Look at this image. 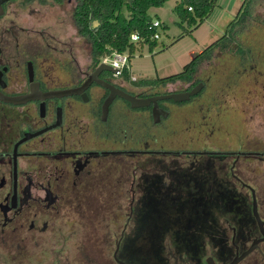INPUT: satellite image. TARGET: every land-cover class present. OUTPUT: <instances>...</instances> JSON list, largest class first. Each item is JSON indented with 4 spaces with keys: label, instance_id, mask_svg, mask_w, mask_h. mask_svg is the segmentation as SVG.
<instances>
[{
    "label": "flooded vegetation",
    "instance_id": "af4514ba",
    "mask_svg": "<svg viewBox=\"0 0 264 264\" xmlns=\"http://www.w3.org/2000/svg\"><path fill=\"white\" fill-rule=\"evenodd\" d=\"M68 1L74 5L68 19L64 20L49 17L46 12L60 7L65 0L61 3L0 0V250L11 253L0 254L4 261L9 264H82L78 259H60L64 252L81 250L77 242L72 245L60 242L64 235L58 219L63 218V209L71 211L66 213L78 214L79 208L88 203L119 202L124 204L119 209L81 212L84 216L92 213L102 219L125 217L126 225L114 240L115 244L112 229L105 228L101 233L108 251L114 245L108 263H141L144 235L134 239L135 233L126 232L127 225L136 205L147 199V187L155 191L170 189L167 186L175 180L168 172L177 166L188 170L186 186L192 198L205 200V192L210 187L214 193H224L225 185L233 189L238 185L249 191L251 199L236 189L237 196L234 194L232 199L240 202L242 195L251 203L252 211L253 192L256 198L252 176L246 179L244 169L238 166L251 162L253 155H264V151L252 150L251 141L244 143L247 148L237 151L176 150L163 147L160 136L164 138V134L156 130L170 119L174 111L171 103L179 108L192 104L206 89V83L199 79L183 89L167 92L158 88L182 81L138 86L141 91L128 90L125 86L129 82L137 86L138 79L126 80L122 74L115 76L108 63H95L90 42L80 34L74 20L77 2ZM82 40L84 57H81ZM100 64L104 66L97 71ZM200 82L203 88L188 100H158V108L167 115L161 114L157 122L153 119L152 102L131 107L130 102L117 93L148 98L187 92ZM111 94L115 95L106 107ZM170 130L169 139L174 132ZM177 156L189 161L178 162ZM230 157L233 160L227 172L218 167V173L214 168L216 161L224 165L222 160ZM166 192H174V189ZM256 203L264 222V215L261 216L264 210L258 207L264 208L257 198ZM214 230L227 235L214 237L215 240L227 239L226 244L210 242L207 236L201 237L200 243L177 245L171 242L176 253L174 263L208 264L207 259L211 257L214 264H228L259 240L236 264H264L263 233L253 211L252 227L221 226ZM79 234L78 230H73L68 235L73 238ZM50 236L52 242H48ZM155 247L156 262H159L160 250L165 249V245L158 243ZM177 247H184L188 252L179 255ZM193 249L198 250L196 256L190 252ZM82 262L92 264L89 259Z\"/></svg>",
    "mask_w": 264,
    "mask_h": 264
},
{
    "label": "rangeland",
    "instance_id": "374dc122",
    "mask_svg": "<svg viewBox=\"0 0 264 264\" xmlns=\"http://www.w3.org/2000/svg\"><path fill=\"white\" fill-rule=\"evenodd\" d=\"M176 1L169 0L162 7L152 8L149 11L152 17H159L163 24V27L158 30L160 38L156 40V46L152 50L148 46H144L128 58L126 68L130 76L140 80L141 78H162L179 73L197 53L222 37L230 22L239 13L245 0H217L211 13L196 27H189L186 23L180 22L173 11ZM256 1L264 3V0ZM73 5V2L69 3L68 0H65L60 7L48 9L46 15L52 18L58 16L67 20ZM258 12H264V8H259ZM242 28L240 25L237 26L235 29L237 34ZM258 29L254 27L250 32L245 31L238 39H241V43L252 41V37L258 33L264 34V28L261 31ZM234 45H222L221 48L214 50L213 56L209 60L200 64L195 79L205 82L206 89L196 98L195 102L182 108L170 104L174 110L170 119L156 127L159 133L164 134V138L160 136V140L164 142L163 147H173L176 150L206 148L217 151H237L239 148H247L248 145L244 143L251 141L252 150L264 151V54L258 55V61L253 62L254 67H252V62L251 66H241L238 54L235 55L233 51ZM84 54L85 47L82 40L81 57H84ZM188 85L187 82H176L158 89L167 92L180 90ZM125 87L134 92L141 91L132 82H129ZM170 129L174 132H170L171 138L169 139L168 130ZM198 132L201 134L199 135ZM218 137H224V139H218ZM185 160L188 159L181 158V156H177L176 159L182 163ZM232 160L233 157L222 160L227 163L224 165L216 161L217 167L214 166V168L220 167L221 170L227 172ZM241 167L244 169L246 179L252 176V187L255 190L257 202L264 208V155H253L252 161L243 162L238 166V168ZM217 171L220 173L219 169ZM234 188L251 199L249 191L245 188L238 185H235ZM108 204L110 203H88L87 206L79 208L78 214L66 213L71 211L68 208L63 209V218L58 219L61 224L59 228L61 227L64 235L60 242H65L66 245L77 242L76 246H81V250L64 252V256H61L60 259H78L82 264H85L82 262L83 260L89 259L92 264H109L107 259L111 258L114 245L112 244V249L108 251L103 245L101 233H104L105 228L112 229L114 232L112 240L115 244L114 240L118 237L124 224L126 225L127 219L125 217L102 219L95 217L92 213L84 216L81 212L84 210H115V208L119 209L123 203L115 202L110 206ZM258 208L261 211L264 210L260 206ZM263 215L264 211L261 216ZM227 227L230 226L227 225ZM133 228V218H130L126 232L134 234L136 229ZM73 230H78L80 234L71 238V235L68 234ZM48 242H52L51 236ZM163 243L165 249L161 253L167 263L170 261V264H173L176 253L171 247V238L166 237ZM147 244L144 240V253L147 250ZM0 254L11 253L9 250H0ZM0 259H2L0 264H9L4 261L1 255ZM148 264L157 263L154 259H150Z\"/></svg>",
    "mask_w": 264,
    "mask_h": 264
},
{
    "label": "trees",
    "instance_id": "16d2710c",
    "mask_svg": "<svg viewBox=\"0 0 264 264\" xmlns=\"http://www.w3.org/2000/svg\"><path fill=\"white\" fill-rule=\"evenodd\" d=\"M58 3L63 0H55ZM169 0H76L77 5L74 9V20L80 34L90 42V51L95 63L101 57L110 55L114 51L127 52L129 57L134 55L137 50L148 46L153 49L156 40L151 39L153 34L149 26L154 18L149 13L152 8H160ZM217 0H177L173 8L174 13L180 22L186 23L189 27H196L204 21L216 5ZM264 3H257L256 0H245L232 20L226 32L218 40L197 53L189 63L185 64L179 73L157 78H141L135 81L137 86H157L167 83L182 81L194 84L199 79H195L200 64L209 60L216 49L222 45L235 44L233 51L238 54L240 65L254 67L253 62L258 61L257 57L264 54V34L255 35L252 41L242 42L241 37L245 31L252 28H264V12H258ZM191 9H188V8ZM93 20L98 24L92 28ZM242 26V30L237 34L235 29ZM161 27L163 24L161 22ZM137 33L140 39L132 42L130 36ZM249 38V36H247ZM243 55V56H242ZM126 80L131 76L127 68L122 72ZM169 176L175 180L167 186L174 192H166L146 188L147 199L136 205L133 214L135 230L134 239L137 235L142 237L151 246H147L143 261L139 264H148V260L154 259L156 262V247L158 243H163L166 237L171 238L174 244H186L199 242L201 237H208L210 242H222L226 244L227 239L215 240L216 236L226 237L225 233H218L214 229L221 226L227 227H252L251 203L244 200L240 195V202L232 199L237 191L225 185V192L214 193L210 187L206 193L205 200L192 198L187 191L189 178L188 170L177 166L176 169L168 172ZM147 179V177H146ZM158 185V184H157ZM155 185L154 187L159 188ZM164 188V186H161ZM212 189V191H210ZM228 190V191H227ZM192 199H191V198ZM177 254L183 255L188 252L184 247H177ZM225 250L228 247L225 245ZM160 250L159 262L157 264H168ZM190 251V250H189ZM196 256L197 249L190 251Z\"/></svg>",
    "mask_w": 264,
    "mask_h": 264
},
{
    "label": "water",
    "instance_id": "95a60500",
    "mask_svg": "<svg viewBox=\"0 0 264 264\" xmlns=\"http://www.w3.org/2000/svg\"><path fill=\"white\" fill-rule=\"evenodd\" d=\"M97 24H98L97 20H93V26H96ZM102 66H104V65L100 64L97 71H99L102 68ZM110 69L112 71H115V69H113V68H110ZM203 86H204L203 83L200 82L196 86H194L190 91H187V92H172V93H167V94L158 95V96H154V97H148V98H139V97H136L134 95H131V94H128L125 92H117V93H118V95H120L124 99L128 100L130 102L131 107L147 106L152 102L154 104L152 115H153L154 121L157 122L159 120L161 114L163 116L167 115V113L165 111L158 108V106H157L158 100L173 99L174 101H177V102L185 101V100H188L191 96L198 93L203 88ZM114 95L115 94H111L108 97L107 102L105 103L106 107H107L109 101H111V99L114 97ZM252 211H253L254 217L256 218L258 225L261 228V231L263 233V237H262V240H263L264 239V228H263L264 222L260 219L259 214L257 212V203H256V198H255L254 192H253ZM258 241L259 240L255 241L253 244H251V246L244 253H242L240 256L235 257L228 264H236L241 258H243L245 255H247L249 252H251L253 248H255V245L258 243ZM207 261H208V264H214L211 257H209L207 259Z\"/></svg>",
    "mask_w": 264,
    "mask_h": 264
},
{
    "label": "built area",
    "instance_id": "2783aa9c",
    "mask_svg": "<svg viewBox=\"0 0 264 264\" xmlns=\"http://www.w3.org/2000/svg\"><path fill=\"white\" fill-rule=\"evenodd\" d=\"M188 9H191L190 7ZM161 27V21L157 18L152 20L151 25L149 26L150 29L154 30L153 34L151 35V39L157 40L160 38L159 28ZM140 39L137 33H133L130 36V40L132 42H137ZM129 58V54L127 52H117L114 51L110 55H106L101 57L99 63H108L115 69V76H120L127 66V61ZM131 79L135 80L134 76H131Z\"/></svg>",
    "mask_w": 264,
    "mask_h": 264
},
{
    "label": "crops",
    "instance_id": "0c3cea01",
    "mask_svg": "<svg viewBox=\"0 0 264 264\" xmlns=\"http://www.w3.org/2000/svg\"><path fill=\"white\" fill-rule=\"evenodd\" d=\"M158 19L160 20V18L158 17ZM161 21V20H160Z\"/></svg>",
    "mask_w": 264,
    "mask_h": 264
}]
</instances>
